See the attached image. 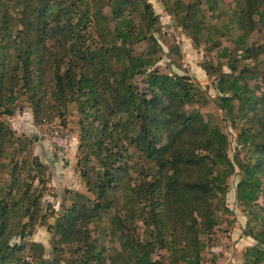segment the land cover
Wrapping results in <instances>:
<instances>
[{
    "label": "trees",
    "instance_id": "1",
    "mask_svg": "<svg viewBox=\"0 0 264 264\" xmlns=\"http://www.w3.org/2000/svg\"><path fill=\"white\" fill-rule=\"evenodd\" d=\"M81 1L0 0V114L13 115L12 104L20 96L15 97V88L20 86L35 105L37 90L49 71L55 102L61 106L79 104L81 141L87 142L99 164L95 179L86 178L89 191L96 198L73 193L76 199L65 207L66 215L55 226L56 244L71 247V264H105V257L96 252L98 246L91 240L89 225L114 208L116 191L130 168L124 153L133 148L135 156L147 166L138 172L140 181L124 188L125 215L111 218L121 249L115 251L110 264H166L163 255L154 259L156 251L167 254L170 264H207L205 254L213 255V230L219 225L215 208L227 210L230 178L237 172L242 174L236 187V199L241 205L253 208L261 200L264 203V93L247 84L250 78H264V71H256L263 50L247 42L250 33L243 23L246 2L250 0H232L240 10V29L245 30L235 42L239 52L233 55L228 47L217 48L219 59L227 60L229 73L219 81L222 95L214 101L232 123H240V149L234 157L228 153L226 133L196 106L192 80L158 71L154 52L160 47L156 40L149 41L150 31L144 30L132 16L141 7L143 21L148 22L151 30L155 21L153 7L144 1L120 0L114 12L116 25L108 28L98 42L89 44L88 23L94 21L92 15L104 23L109 19L103 17L100 9L79 17ZM220 1L225 0H206L209 10H215ZM10 4L12 9L7 8ZM175 4L176 13L185 11L186 19L199 20L201 0L187 4L177 0ZM122 9L132 13L125 17ZM12 10H21V29L13 24ZM206 31V27H197L196 39ZM32 35L37 39L32 41ZM147 40L151 43L149 51L134 55L132 46ZM208 42V51L214 50L219 38ZM123 43L126 48L120 46ZM140 75L147 76L143 91L135 83ZM153 94L157 96L150 97ZM7 130L0 121V139ZM4 145L5 140L0 143V153ZM84 160L87 162V157ZM35 164L41 166L34 160ZM79 164L82 166V162ZM19 169L18 163L12 168L15 184ZM31 187L23 183L17 201L6 197L0 200V264H28L19 255L25 246L11 242L25 238L23 222L15 220L16 207L25 211L29 223L34 222L30 214L38 205V197L31 195ZM2 192L0 187V197ZM134 205L145 208L138 218L149 230L142 237L129 227L132 220L127 210L135 209ZM261 212L263 230L250 233L260 241L246 250L247 264H264V206ZM211 259L214 261L215 255ZM55 264H61L60 259Z\"/></svg>",
    "mask_w": 264,
    "mask_h": 264
},
{
    "label": "rangeland",
    "instance_id": "2",
    "mask_svg": "<svg viewBox=\"0 0 264 264\" xmlns=\"http://www.w3.org/2000/svg\"><path fill=\"white\" fill-rule=\"evenodd\" d=\"M119 1L83 0V3L81 1L79 17L85 15L89 10L93 14L100 9L103 17L109 19L107 23H104L99 17L95 19V15H92L94 21L88 23L89 31H91V35L88 37L89 44L98 42L108 28L111 29L116 25L117 20L114 18V12L118 10ZM137 1L147 2L153 7L155 21L151 26L152 31L148 22L143 21L141 7L138 6L139 10L133 13L130 10L122 9V12L120 10L121 14L126 17L132 13L136 23H141L144 30L150 31L148 32L149 41H157L160 49L156 48L154 55L157 58L158 71L170 76H187L192 80L191 83L195 88L193 93L197 95L196 106L206 119L218 124L226 133L229 141L228 153L234 157L240 149L238 145L240 123H232L230 117L214 100H218L222 95L219 81L229 73L227 60L219 59L217 48L228 47L233 55L239 52L240 47L235 42L245 33V30L240 29V24H238L237 15L240 10L232 0H225L216 3L215 10L212 11L209 10L206 0H201L199 20L191 21L186 19L185 11L179 13L174 11L177 0ZM189 1L183 0L186 4ZM246 5L247 15L244 17V29L250 33L247 39L248 45L262 47L263 53L260 55L256 67V71L261 72L264 71V0H250L246 2ZM7 8L12 9V4ZM20 12L21 10L11 11L14 18L13 24L21 29ZM162 13L172 16L173 31L171 35L162 29L159 21V15ZM185 26L190 29L185 30ZM199 26L206 27L207 31L197 40L194 30ZM217 38H219V45L216 49L208 51V48L211 47L208 40L212 41ZM36 39L37 36H31L32 41ZM149 41L133 45L134 55L139 56L142 53L145 55L151 46ZM120 46L126 48L127 44L123 43ZM57 47L55 49L59 51ZM34 71L37 74V70L34 69ZM135 83L139 86V91L145 90L147 76H138ZM247 84L250 89L264 93V78H250ZM39 90H37V98L34 101L37 108L29 100V94H23L25 89L20 86L15 88V97L20 96L15 98L12 104L13 115L0 114V121L4 122L8 128L0 139V143L5 140L4 150L0 153V187L3 191L0 200L3 201L5 197L9 200H19L21 194L18 189L23 183H29L32 186L31 195L35 194V197H38V205L30 214L34 222L29 223V217L25 211H20V208L16 207L14 212H18V214L15 220L18 223L23 222L24 226L21 230L23 229L25 238H14L11 243L25 246L19 255L25 258L28 264H55L57 258L60 259L61 264H71L74 260L71 247L56 244L58 236L55 235V226L66 215L67 208L65 207L72 205L73 200L76 199L73 193H81L91 199L96 198L95 193L89 191L87 179L91 181L95 179L99 164L97 158L88 149L87 142L81 141L83 136L80 125L82 115L79 104L73 102L61 106L55 102L51 94L53 82L49 71H47ZM156 96L153 94L150 97ZM236 107L237 102L235 101V112H237ZM124 156L128 160L130 168H128L129 172L126 177H122V182L116 191L114 208L102 214L89 225L92 234L91 240H95L98 246L96 252H102L105 257V264H110L115 251L121 249L120 239L113 234L114 227L111 224V218L114 215H125L124 188L134 186L136 181H140L138 172L147 166L143 159H138L135 156L133 148H130L129 151L126 150ZM85 157H87V162L84 160ZM34 160L41 164L39 166L41 169L36 164L33 165ZM81 162L82 166L79 164ZM17 163L20 169L16 172L18 181L15 184L12 168ZM241 179L242 174L237 172L228 181L229 191L225 201L227 210L223 207L215 208L219 225L213 230L214 249L221 248L224 253L214 254L211 252L215 255L213 261L211 259L213 255L206 252L207 264H247L248 261L244 258L246 250L253 248L260 241L256 240L253 235L263 230V227L260 226L262 225L260 215L264 203L261 200L253 208H246L237 201L236 187ZM134 207L135 209L128 208L127 210L132 220L129 227L131 231L142 237L149 230L138 218L142 212L144 213L145 208L144 205H134ZM50 226L53 227L51 230ZM134 228L136 231L133 230ZM251 228L252 231H250ZM251 232L254 234L250 235ZM204 239H208V236ZM237 244H241V246L238 247ZM103 249L106 250L103 251ZM161 255H163L164 262L170 264L167 254L160 251H156L154 259H159Z\"/></svg>",
    "mask_w": 264,
    "mask_h": 264
},
{
    "label": "built area",
    "instance_id": "3",
    "mask_svg": "<svg viewBox=\"0 0 264 264\" xmlns=\"http://www.w3.org/2000/svg\"><path fill=\"white\" fill-rule=\"evenodd\" d=\"M159 21L162 25V29L165 33H167L168 35H171V32L173 31L172 29V16L168 13H162L159 15ZM211 252L212 253H217V252H220V253H224L223 249L221 248H216L214 249V247L211 249Z\"/></svg>",
    "mask_w": 264,
    "mask_h": 264
},
{
    "label": "crops",
    "instance_id": "4",
    "mask_svg": "<svg viewBox=\"0 0 264 264\" xmlns=\"http://www.w3.org/2000/svg\"><path fill=\"white\" fill-rule=\"evenodd\" d=\"M237 246H238V247H240V246H241V244H237Z\"/></svg>",
    "mask_w": 264,
    "mask_h": 264
}]
</instances>
